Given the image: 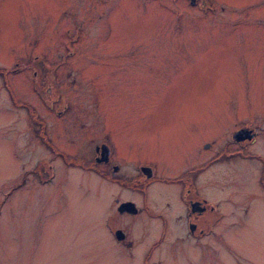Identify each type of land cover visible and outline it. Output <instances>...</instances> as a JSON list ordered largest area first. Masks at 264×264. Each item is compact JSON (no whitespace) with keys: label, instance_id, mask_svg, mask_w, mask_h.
<instances>
[{"label":"rangeland","instance_id":"374dc122","mask_svg":"<svg viewBox=\"0 0 264 264\" xmlns=\"http://www.w3.org/2000/svg\"><path fill=\"white\" fill-rule=\"evenodd\" d=\"M262 173L264 0H0V264H264Z\"/></svg>","mask_w":264,"mask_h":264},{"label":"flooded vegetation","instance_id":"af4514ba","mask_svg":"<svg viewBox=\"0 0 264 264\" xmlns=\"http://www.w3.org/2000/svg\"><path fill=\"white\" fill-rule=\"evenodd\" d=\"M159 114L163 115L164 118L166 117L161 112H159ZM244 126L246 127V124L234 129L233 131H235V130H237L239 128H242ZM232 132H231V135L225 140V142L223 144L224 150H226V148L229 147V145H234L233 141L244 142L245 140H247L246 138L239 137V136H237L238 138H235V136L232 135ZM250 133H252L251 138L253 136H255V131L254 130L251 129ZM251 138L248 139L247 141H250ZM93 149H94L95 155L96 154L99 155L97 157L94 156L95 162L101 161V165L103 166V169H101V173L102 174H106L109 171V169H113L114 171H118L119 170V165L117 163H111L110 162L111 156H112L113 159H115L114 158L115 152H114V149H113V145H110V143L107 144L106 141H101L100 144H95ZM239 152L240 151H238V153H231V154L239 155ZM143 163L144 164H139L138 165V170L143 174V176H145V177L154 176V174L156 173V170H155L154 166L150 165L151 163H149V162H147V163L143 162ZM145 164H147V165H145ZM144 168H148V170L145 171ZM117 174L110 175L109 178H110V180H116V181H118L119 184H122L124 181L121 180V177H116ZM140 177H142V176L139 175L138 178H140ZM259 177H260L259 180L263 183L264 173L259 174ZM137 180H139V179L136 178L133 182H131V183H134V184L137 183L136 185H134V187L135 186H140V185H143V184H146V183L149 182V181L145 182L141 178H140L139 181H137ZM183 182H184V180H183ZM186 190H188V189H186ZM146 192H145V195H146ZM182 195L184 196V193ZM193 195H194L195 198H192V197H189V198H186V199L183 198V201L187 205L186 224H187V228L190 230L191 233H194L198 229V227H199L200 230H202L203 229L202 225H204V222H206L208 220V218H206V214L209 211H211V210H217L214 206H210V207L208 206V209H207V206H203L204 204H206V200L204 199V197H201V196H199L196 193H193ZM124 201L132 202L134 204V206L136 207V209H135L136 212H137V210H139L137 208L136 204L134 203V201L128 200V199H126ZM121 202H123V201L118 202L117 206H119V204ZM122 213H130V212H129V210H127V211L125 210ZM122 213H119V214H122ZM202 214H203V216H201ZM128 215H132V213L128 214ZM203 218L206 219V221H204ZM119 230H121V229H119ZM123 234H124V238H125L126 235H125V233H123ZM114 235H115V232H114Z\"/></svg>","mask_w":264,"mask_h":264},{"label":"bare ground","instance_id":"6f19581e","mask_svg":"<svg viewBox=\"0 0 264 264\" xmlns=\"http://www.w3.org/2000/svg\"><path fill=\"white\" fill-rule=\"evenodd\" d=\"M251 138V137H250ZM249 139V138H248ZM206 147V146H205ZM118 211L117 212H119V213H122L123 211H125V210H129V212L130 213H132V214H135L136 213V210H135V206H134V204L132 203V202H130V201H123V202H121L120 204H119V206H118V209H117ZM115 232V239L116 240H122L123 238H124V234L122 233V231L121 230H119V229H116V231H114Z\"/></svg>","mask_w":264,"mask_h":264},{"label":"water","instance_id":"95a60500","mask_svg":"<svg viewBox=\"0 0 264 264\" xmlns=\"http://www.w3.org/2000/svg\"><path fill=\"white\" fill-rule=\"evenodd\" d=\"M144 170H145V171H147V170H148V168H144ZM147 174H148V173H147Z\"/></svg>","mask_w":264,"mask_h":264}]
</instances>
